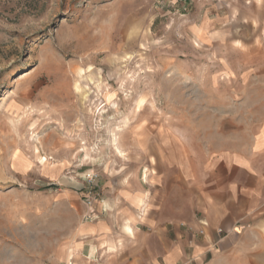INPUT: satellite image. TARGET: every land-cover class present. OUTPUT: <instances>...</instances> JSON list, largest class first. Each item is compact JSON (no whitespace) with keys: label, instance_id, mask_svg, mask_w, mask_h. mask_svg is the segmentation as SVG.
<instances>
[{"label":"rangeland","instance_id":"1","mask_svg":"<svg viewBox=\"0 0 264 264\" xmlns=\"http://www.w3.org/2000/svg\"><path fill=\"white\" fill-rule=\"evenodd\" d=\"M237 152L264 174V0H0V264H74L154 157Z\"/></svg>","mask_w":264,"mask_h":264},{"label":"crops","instance_id":"2","mask_svg":"<svg viewBox=\"0 0 264 264\" xmlns=\"http://www.w3.org/2000/svg\"><path fill=\"white\" fill-rule=\"evenodd\" d=\"M153 159L142 183L115 189L98 219L80 227L69 260L264 264V174L255 162L239 152Z\"/></svg>","mask_w":264,"mask_h":264},{"label":"built area","instance_id":"3","mask_svg":"<svg viewBox=\"0 0 264 264\" xmlns=\"http://www.w3.org/2000/svg\"><path fill=\"white\" fill-rule=\"evenodd\" d=\"M223 232L222 230H220V233Z\"/></svg>","mask_w":264,"mask_h":264},{"label":"bare ground","instance_id":"4","mask_svg":"<svg viewBox=\"0 0 264 264\" xmlns=\"http://www.w3.org/2000/svg\"><path fill=\"white\" fill-rule=\"evenodd\" d=\"M122 154V152H120Z\"/></svg>","mask_w":264,"mask_h":264}]
</instances>
